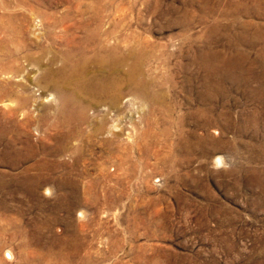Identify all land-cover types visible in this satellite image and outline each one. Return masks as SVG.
<instances>
[{
  "label": "rangeland",
  "instance_id": "rangeland-1",
  "mask_svg": "<svg viewBox=\"0 0 264 264\" xmlns=\"http://www.w3.org/2000/svg\"><path fill=\"white\" fill-rule=\"evenodd\" d=\"M103 37L132 80L72 113ZM0 66V264H264V0H0Z\"/></svg>",
  "mask_w": 264,
  "mask_h": 264
},
{
  "label": "bare ground",
  "instance_id": "bare-ground-1",
  "mask_svg": "<svg viewBox=\"0 0 264 264\" xmlns=\"http://www.w3.org/2000/svg\"><path fill=\"white\" fill-rule=\"evenodd\" d=\"M57 26H58V21H54L49 24V28L47 31L48 39L55 41L54 39L56 37V34H54L53 28H56ZM63 32H66V29H63L62 33ZM96 47H95L96 49L93 52L92 59L90 60H92L93 63L96 65L97 70L100 71V74L98 75L96 74L91 77L86 75L85 71L87 70L86 69L88 67L87 65L90 63L89 59L84 58L82 62L76 63L72 61L73 58L71 57V54L66 53V56H67L66 65L62 68V70L57 71V72L48 70L41 77L42 78L41 80L45 83L43 85L47 86V88L51 86L53 89L55 88L56 90H58L59 96L62 97V99H64V101L66 100L67 102L66 105L64 106L69 105L71 107L72 113H76L75 110L77 108V102L80 99L83 100L85 98H88L92 100L99 99L100 101H105V102L113 101L117 97V95L119 96L120 90L122 89V85H124L125 83L127 84V82H131L132 80V78L130 77L132 73L131 75H129L128 73H123L124 75L122 74L121 75L122 77L117 76L122 71L123 69L122 67L125 65L126 55H122L119 52H117V49H116L117 47L109 46V44H107L106 38L104 37L101 39L99 38V43H98V46ZM47 48H45L44 46L40 47L39 48L40 53H45L46 51L48 52ZM13 54L17 55V52ZM33 56L34 55L29 53L27 54L26 59L29 62L31 61L33 62V60L35 59ZM9 57L13 58V55H9ZM47 66L49 67V65ZM91 66L92 65L90 64V67ZM0 69L1 71L12 70V67L11 66H0ZM103 69L105 70V72L107 71V73L109 74L108 77L103 75L104 73ZM101 72L103 73L101 74ZM66 87L69 90V95L64 94V92L62 93L63 88H66ZM9 94H10V91H5V92L0 91V97L3 95H9ZM17 103L19 106H25L27 104V100L26 98H23L21 100L18 99ZM66 117H68L67 118L68 120L66 119L67 123L69 124L73 123L74 117L72 114Z\"/></svg>",
  "mask_w": 264,
  "mask_h": 264
}]
</instances>
